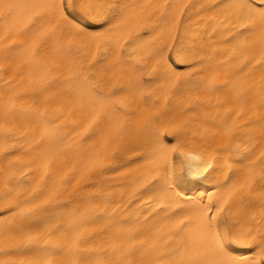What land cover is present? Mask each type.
Segmentation results:
<instances>
[{"label": "bare ground", "instance_id": "1", "mask_svg": "<svg viewBox=\"0 0 264 264\" xmlns=\"http://www.w3.org/2000/svg\"><path fill=\"white\" fill-rule=\"evenodd\" d=\"M36 2L0 0V264L198 261L213 233L264 234V44L239 0H84L110 21L87 31ZM246 180L210 232L207 197Z\"/></svg>", "mask_w": 264, "mask_h": 264}, {"label": "snow or ice", "instance_id": "2", "mask_svg": "<svg viewBox=\"0 0 264 264\" xmlns=\"http://www.w3.org/2000/svg\"><path fill=\"white\" fill-rule=\"evenodd\" d=\"M240 8L246 20H242L240 27H246L249 29V33L258 32L259 39L262 44H264V0H260L257 4L254 0H239L235 5ZM95 5L87 4L84 0H37V2L32 5L33 12L32 17L44 16V15H57L64 20H69L76 25L77 28L87 31L88 24H95L102 28H106L110 21L102 18L99 15H93L95 11ZM69 12H79L83 17L84 23H81L74 19V17L69 15ZM98 118H93L83 129L84 135L93 128V125L97 123ZM43 138V137H42ZM178 149L176 147L171 148L172 152H176ZM184 155V153H181ZM189 160H195L197 157H192L189 155ZM210 165H205L203 167H194L189 165L188 170L184 173L183 179H189L192 181H199L204 179V173ZM180 178H173L168 181V184L173 185L177 183ZM249 186V181H245L239 186L233 185L229 188L225 185V191L220 196V201L222 202L219 207L211 204V197H207L209 200L208 204H205L201 210V216L204 217L205 213H209L205 218L207 225L209 226V231L211 232V224L213 223V217L210 213L215 212L217 216L225 211L232 202L233 197L237 193L243 195L244 189ZM203 204V201H201ZM157 208H163L164 204L157 202ZM9 211H14L10 209ZM206 251L208 253V258L198 261H184L178 260L173 261L169 256L157 253V258L151 262V264H255L254 260H247L243 257L245 255H255L257 251L264 253V234H260L257 239L256 236L249 234H237L235 230H230L225 234H220L219 232L213 233V239L211 244L205 245ZM235 248L243 249L241 253L234 252ZM62 253L59 251H54L52 255L54 257H59ZM239 256V259H237ZM39 264V262H37ZM57 264H61L58 260Z\"/></svg>", "mask_w": 264, "mask_h": 264}]
</instances>
